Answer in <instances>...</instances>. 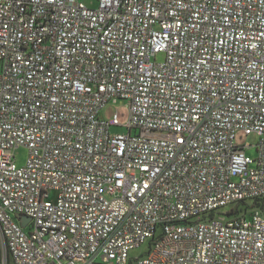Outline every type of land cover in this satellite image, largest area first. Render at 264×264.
<instances>
[{"label": "built area", "instance_id": "2783aa9c", "mask_svg": "<svg viewBox=\"0 0 264 264\" xmlns=\"http://www.w3.org/2000/svg\"><path fill=\"white\" fill-rule=\"evenodd\" d=\"M97 1L0 0V264H264V0Z\"/></svg>", "mask_w": 264, "mask_h": 264}, {"label": "rangeland", "instance_id": "374dc122", "mask_svg": "<svg viewBox=\"0 0 264 264\" xmlns=\"http://www.w3.org/2000/svg\"><path fill=\"white\" fill-rule=\"evenodd\" d=\"M86 3L92 7L98 6L97 0H86ZM163 56H160L159 59H162ZM117 113V117L119 119V122L122 125H125L130 118V110L129 106L124 101H118V102H111L105 106V108L102 111V116L110 120L113 115ZM111 133H121L124 132V128L122 126H112L110 129ZM236 143L239 145H243L245 143H250L252 147L249 148L248 153L250 155H256V148L255 145L259 142V136L255 133H252L250 135H246L243 131H238L236 134ZM14 160L15 163L18 166H24L27 163V159L29 156V150L27 147L20 146L18 148H15L14 150ZM148 243L143 244L141 247L136 248L132 250L131 256L132 258H136L140 256L143 252H146L148 249ZM8 264H12L11 259L9 258Z\"/></svg>", "mask_w": 264, "mask_h": 264}, {"label": "trees", "instance_id": "16d2710c", "mask_svg": "<svg viewBox=\"0 0 264 264\" xmlns=\"http://www.w3.org/2000/svg\"><path fill=\"white\" fill-rule=\"evenodd\" d=\"M247 203H241L239 204V206H241V211H247L248 209V205ZM257 206H261L259 203H256ZM250 207V206H249ZM129 264H135V258H131L130 261H129Z\"/></svg>", "mask_w": 264, "mask_h": 264}, {"label": "water", "instance_id": "95a60500", "mask_svg": "<svg viewBox=\"0 0 264 264\" xmlns=\"http://www.w3.org/2000/svg\"><path fill=\"white\" fill-rule=\"evenodd\" d=\"M21 220H22L23 225H26L28 223V221L30 220V217L29 216H22Z\"/></svg>", "mask_w": 264, "mask_h": 264}]
</instances>
